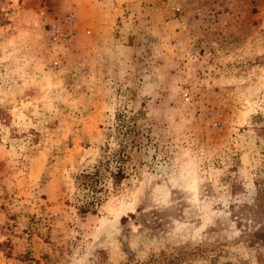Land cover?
<instances>
[{
  "label": "rangeland",
  "instance_id": "1",
  "mask_svg": "<svg viewBox=\"0 0 264 264\" xmlns=\"http://www.w3.org/2000/svg\"><path fill=\"white\" fill-rule=\"evenodd\" d=\"M118 113L144 146L80 214ZM263 175L264 0H0V264H264Z\"/></svg>",
  "mask_w": 264,
  "mask_h": 264
},
{
  "label": "trees",
  "instance_id": "2",
  "mask_svg": "<svg viewBox=\"0 0 264 264\" xmlns=\"http://www.w3.org/2000/svg\"><path fill=\"white\" fill-rule=\"evenodd\" d=\"M117 117L118 122L112 134L114 141H106L102 156L90 169L73 175L74 200L80 214L98 213L108 195L118 190L128 177L127 169L133 158L132 151H139L144 146L141 125L136 122L137 115L118 113ZM255 186L256 193L250 197V201L232 205L231 209L233 216L244 228L249 221L253 226L258 225L246 239L252 244H264V175L255 180ZM130 216L135 217L134 214ZM142 216L143 214L137 219L139 223H145ZM126 220V217H122V222Z\"/></svg>",
  "mask_w": 264,
  "mask_h": 264
}]
</instances>
